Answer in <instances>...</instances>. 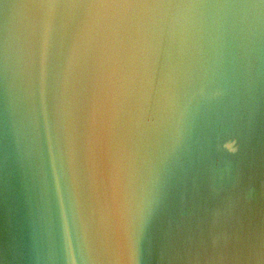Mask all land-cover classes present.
Wrapping results in <instances>:
<instances>
[{"label":"water","instance_id":"obj_1","mask_svg":"<svg viewBox=\"0 0 264 264\" xmlns=\"http://www.w3.org/2000/svg\"><path fill=\"white\" fill-rule=\"evenodd\" d=\"M0 264H264V0H0Z\"/></svg>","mask_w":264,"mask_h":264}]
</instances>
